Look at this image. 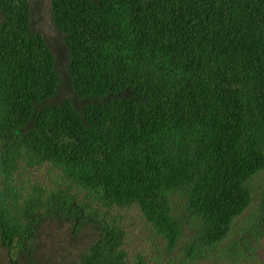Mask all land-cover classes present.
<instances>
[{"label":"trees","instance_id":"trees-1","mask_svg":"<svg viewBox=\"0 0 264 264\" xmlns=\"http://www.w3.org/2000/svg\"><path fill=\"white\" fill-rule=\"evenodd\" d=\"M48 4L55 53L32 29L28 0H0V252L8 264L249 255L264 238V189L257 198L252 189L264 171V0ZM62 85L72 97H58ZM249 208L239 236L219 250ZM131 209L147 224L149 255L125 247L122 213ZM45 222L73 240L89 228L96 237L75 259L41 258Z\"/></svg>","mask_w":264,"mask_h":264},{"label":"rangeland","instance_id":"rangeland-1","mask_svg":"<svg viewBox=\"0 0 264 264\" xmlns=\"http://www.w3.org/2000/svg\"><path fill=\"white\" fill-rule=\"evenodd\" d=\"M31 8V23L32 29L38 32L44 37L48 46L55 53L56 50L61 47L60 38L57 36L54 27L51 24L49 17V4L48 0H28ZM65 61H57V70L61 73L60 77L63 79ZM71 90L62 85L59 92V98L72 97ZM37 178L41 177V174H36ZM252 189L254 190V196L257 198L258 193L264 189V171L258 173L252 181ZM250 208L247 209L232 225L230 234L220 244L219 250H222L224 246L239 236L240 230L247 224V216L249 215ZM126 231L125 247L129 253L141 252L151 254L154 244L152 243V237L149 234L147 224L139 218L137 210L131 209L126 213H122ZM96 237V232L91 228L83 231L79 239H71L66 228L57 225L52 222H45L41 228L39 242L41 243L40 250L38 252L39 257L44 258L49 256L50 253H55L57 256L65 257L67 260L75 259L78 253L87 247L88 244ZM252 251L249 255L243 254L237 255H224L222 251H218L216 256L210 255L207 260L201 264H264V238L260 239L255 246H252ZM246 255L247 257H244ZM45 260V259H44ZM0 264H8V261L0 252ZM46 264H52V258L46 259Z\"/></svg>","mask_w":264,"mask_h":264}]
</instances>
